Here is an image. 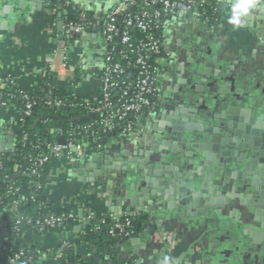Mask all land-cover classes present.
Listing matches in <instances>:
<instances>
[{
  "label": "crops",
  "instance_id": "0c3cea01",
  "mask_svg": "<svg viewBox=\"0 0 264 264\" xmlns=\"http://www.w3.org/2000/svg\"><path fill=\"white\" fill-rule=\"evenodd\" d=\"M49 1L0 0L3 151L12 144L21 94L37 91L48 78L72 99L101 96L100 31L79 36L69 51L75 81L60 82L50 72L65 40L62 29L51 30ZM74 1L87 16L105 19L119 0ZM208 1L222 9L219 25L209 27L198 15L169 24L172 60L161 82L160 115L131 137L116 135L95 148L86 143V152L51 162L40 178L43 196L56 210L79 199L81 224L74 232L41 238L26 233L23 239L34 241L42 254L38 264H57V254L70 246L75 250L70 257L98 264L102 249L80 244L78 235L91 213L98 221L149 217L144 232L117 249L116 264H164L165 256L171 264H264V176L255 172L256 153L243 139L228 150L212 140L229 125V114L246 127L242 135L254 129L251 121L264 120V0L239 29L227 24L233 0ZM232 103L234 113L228 110ZM187 125L200 129L188 131ZM175 132L190 138V149L173 140ZM222 150L229 152L222 155L224 172L210 176L211 162ZM209 153L212 158H205ZM12 227L0 214V264H10L7 247L16 241Z\"/></svg>",
  "mask_w": 264,
  "mask_h": 264
},
{
  "label": "trees",
  "instance_id": "16d2710c",
  "mask_svg": "<svg viewBox=\"0 0 264 264\" xmlns=\"http://www.w3.org/2000/svg\"><path fill=\"white\" fill-rule=\"evenodd\" d=\"M66 1H49V9L51 10L49 20L51 30L55 34L61 30L60 24L62 26L63 24H87L89 22V15L71 14L75 1L73 0L69 5L66 4ZM142 2L143 0H137V5L132 7L129 13L142 11L139 8ZM155 9L158 10L159 8L155 7ZM197 11L207 18V22L211 26H217L223 21L222 9L217 4L208 3L200 6ZM104 21L105 19L102 18L93 21L97 32H101ZM172 21L170 18L161 19L156 25L159 29H154L151 33L156 37L165 35L166 24ZM118 24L123 26L124 18H119ZM133 35L139 36V39L143 37L137 31H134ZM61 36L65 40V45L75 44L79 38V36H74L72 39H66L64 32ZM23 94L28 97V101L33 105L32 115L26 117L23 111L20 112L19 117L23 118V122H19L13 130L11 148L4 151L0 150V202L3 204L2 214L8 221L11 220L13 225L11 232L15 233L19 240L13 246L17 251L23 250L25 252V256L21 258L19 264H38L42 254L34 241L23 239L24 235L29 232L34 237L41 238L47 233L74 232L81 224V219L78 213L79 199H75L62 209L56 210L53 204L43 196L42 189L39 188L40 178L48 173L51 163L37 169L34 166V160L49 155V146L55 143L60 144L61 137L64 138L66 145L85 142L91 148H95L101 147L104 140L118 135L119 130L115 132L116 135L113 132H106L102 121L107 118L108 112L94 114L90 108L82 104V101L78 100V103H74L67 90L57 89L51 78H48L37 91ZM98 100L102 101V97L100 96ZM57 102H61L62 105L56 107ZM89 102L91 106L98 105L94 101ZM129 120L133 121L134 119L129 118ZM53 125L56 127L55 131H59L57 134H54ZM89 126L92 129H88ZM11 189H19V193L17 195L10 194ZM21 197H26L27 201L20 202ZM16 202H19L17 209H15ZM15 211H17V217L21 221L17 228H14ZM89 215L84 217L83 228L78 232L79 242L82 245H88L93 250L102 249L103 255L98 264H116L115 252L117 249L139 237L144 232L149 220L148 216H124L118 219L106 217L104 221H98L95 218L88 219ZM52 217L62 218L61 225L57 224L54 227L45 225V221ZM128 219L131 222L130 227H124V231L116 229L117 224L126 225ZM74 253L75 250L72 246L66 248L57 254V256L60 255L56 258L57 264H88L79 256H69ZM15 254L16 252L7 253V256L11 258Z\"/></svg>",
  "mask_w": 264,
  "mask_h": 264
},
{
  "label": "built area",
  "instance_id": "2783aa9c",
  "mask_svg": "<svg viewBox=\"0 0 264 264\" xmlns=\"http://www.w3.org/2000/svg\"><path fill=\"white\" fill-rule=\"evenodd\" d=\"M72 2L73 0H67L66 4L69 5ZM136 3L137 0H120L107 14L101 29L104 42V67L101 75L102 101H94L98 103L97 106H91L89 101H82V104L90 108L94 114L108 112L107 118L102 121L106 132L115 133L119 130L118 135L125 137L133 136L142 129L146 122L159 116L162 110L161 82L165 70L172 60V53L166 34L156 37L151 33L152 30L159 29L156 26L157 22L165 18L177 20L198 15L204 19L209 27L211 26L207 22V18L197 11L200 6L210 3L208 0H143L142 5L139 6L142 11L129 13L130 9L137 5ZM155 7L159 9L156 10ZM71 14L84 16L85 13L74 6L71 9ZM119 18H124L123 26H119ZM96 19L95 16H90L87 24H63L62 32L65 33L66 39L94 32L93 21ZM169 24H166L167 29ZM134 31L139 32L143 37L139 39V36L133 35ZM73 46L74 44L65 45L59 49L50 68L52 75L55 79H60V82L75 81V69L69 67V51ZM62 70H66L67 73H63ZM21 99L20 112L23 111L24 116L31 117L33 105L23 93ZM73 100L74 103H78V100ZM61 105V102L55 104L56 107ZM6 106L7 103L4 101L2 108ZM129 118L134 120L130 121ZM19 122H23V118L19 117ZM88 129H92V127L89 126ZM58 132L55 131L54 134ZM12 136H14L13 131ZM49 148V155L34 160L35 168L39 169L56 160L70 159L77 153L88 150L85 142L70 143L69 145L55 143ZM39 188L41 189V184H39ZM11 193L17 195L19 189H11ZM22 201H27V198L21 197L20 202ZM18 206L19 202H16L15 209ZM2 209L3 204L0 202V214L4 216ZM15 215L14 228H17L21 221L17 217V211H15ZM125 217L133 216L125 215ZM91 218H94L93 213L88 217V219ZM61 223L62 218L55 217L45 221V225L48 227L61 225ZM130 225L131 222L128 219L126 225L117 224L115 227L124 231V227H130ZM13 234L16 241L7 247V252H16L10 258V264H19L21 258L25 256V252L23 250L17 251L13 246L19 241L16 234Z\"/></svg>",
  "mask_w": 264,
  "mask_h": 264
},
{
  "label": "flooded vegetation",
  "instance_id": "af4514ba",
  "mask_svg": "<svg viewBox=\"0 0 264 264\" xmlns=\"http://www.w3.org/2000/svg\"><path fill=\"white\" fill-rule=\"evenodd\" d=\"M228 119V118H227ZM229 120V119H228ZM235 124L237 125L238 122L234 121V119L232 118V120H229V125L225 126L218 135L213 134V142H215L217 145H224L225 149L227 147V145H233L235 142L236 144L239 143V140L242 139L240 136H238V133L241 134L242 137H244V135H242V131L240 129V127L235 128ZM239 125V124H238ZM177 137H178V141L177 143L185 146L188 143V141L190 140V138L188 139V136H185L182 132H175ZM260 135H258V137L256 139H254V147L258 148L260 150L259 153H256V159H254L256 162L253 161V166H255V172L259 173L260 176H264V143L262 142L263 140V134H264V129L263 130H259ZM184 139L187 140V142L184 141ZM194 143V142H193ZM236 144H234L236 146ZM224 149V148H222ZM228 150V147H227ZM220 151L221 154H217L219 156H217L216 159L212 160L211 165L209 167V171L210 174H220V172H224V166L226 164V161H223L222 159L224 158L222 156L223 153H229L228 151ZM194 151V150H191ZM226 159V157H225ZM249 166H252L249 164ZM215 169V170H214Z\"/></svg>",
  "mask_w": 264,
  "mask_h": 264
},
{
  "label": "water",
  "instance_id": "95a60500",
  "mask_svg": "<svg viewBox=\"0 0 264 264\" xmlns=\"http://www.w3.org/2000/svg\"><path fill=\"white\" fill-rule=\"evenodd\" d=\"M60 26V29H62V26H61V24L59 25ZM229 110V112L230 113H234V111L236 110V104L235 103H232V106H231V108H229L228 109ZM238 112H241L240 111V109H237V113ZM245 115H246V113H244ZM228 119L229 120H232V117L230 116V114H229V117H228ZM77 121H79V120H77ZM247 122V121H246ZM253 122V123H252ZM251 123H252V125L254 126L253 128L254 129H250V131L247 133V135H244V137H242L241 136V134L240 133H238V136H240L244 141H245V143H247L249 146H250V150L252 151V152H254V153H259L260 152V150L258 149V148H256V147H254V145H253V143H254V139H256L257 137H258V135H260V133H259V130L261 129V130H263L264 129V120H262V119H259V120H257V121H251ZM238 127H240V129L242 130L243 128H246V127H243L242 125H236L235 124V128H238ZM247 128H251L250 126H248ZM193 129H200V127L199 126H197V125H187V130L188 131H192ZM114 135H116V133H114ZM263 140H262V142L264 143V134H263ZM10 139H11V137H10ZM173 140L174 141H178V137H177V135L174 133V138H173ZM184 141L185 142H187V140L186 139H184ZM11 144V143H10ZM60 144H62V145H65V141H64V138L63 137H61L60 138ZM12 145V144H11ZM11 145H10V147H11ZM187 147H185V146H183L184 148H186V149H190L191 148V146L190 145H186ZM248 146V147H249ZM9 147V148H10ZM194 147V146H193ZM8 148V149H9ZM195 148V147H194ZM208 148V147H207ZM249 149V148H248ZM263 149H264V147H263ZM222 155H224V153L222 154ZM205 158H208V159H210V158H212L211 157V154L209 153V154H206V156H205ZM215 170V169H214ZM147 174L149 175V176H151V175H155L156 173H150L149 171H147ZM213 176V174H210V176ZM16 178V177H15ZM149 178V177H148Z\"/></svg>",
  "mask_w": 264,
  "mask_h": 264
},
{
  "label": "clouds",
  "instance_id": "9594fccd",
  "mask_svg": "<svg viewBox=\"0 0 264 264\" xmlns=\"http://www.w3.org/2000/svg\"><path fill=\"white\" fill-rule=\"evenodd\" d=\"M259 0H233L230 6V14L227 16V24L234 29L243 26L250 12L257 7ZM164 264H171V258L164 257Z\"/></svg>",
  "mask_w": 264,
  "mask_h": 264
}]
</instances>
